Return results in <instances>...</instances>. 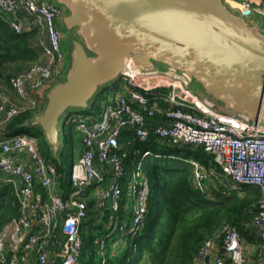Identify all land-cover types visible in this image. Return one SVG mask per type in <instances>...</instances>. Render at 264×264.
<instances>
[{"label": "built area", "instance_id": "2783aa9c", "mask_svg": "<svg viewBox=\"0 0 264 264\" xmlns=\"http://www.w3.org/2000/svg\"><path fill=\"white\" fill-rule=\"evenodd\" d=\"M233 1L241 6L238 11H248V18L264 16V0ZM0 15L6 16L16 33L36 26L42 55L41 60L9 76L14 95L0 89V188L12 186L19 210L0 229V264H77L83 246L80 226L93 184L95 206L108 209V232L96 241L101 264H106L108 237L124 239L137 233L147 211L148 179L136 160L130 172L125 171V154L119 150L124 130L130 128L139 142L149 141L153 134L161 142L202 146L211 153L213 165L189 160L195 189L208 193L209 184L216 180L226 186L261 189L260 210L253 215V223L263 241L258 264H264V123L217 107L200 97L179 73L128 67L99 112L75 111L64 116L79 133L81 145L66 192L54 162L39 151L38 138L27 132L11 134L7 127L18 114L38 110L46 90L62 74V33L56 24L62 9L50 0H0ZM156 115L161 121L150 125L147 120ZM124 141L133 145L130 138ZM139 153L146 156L150 151L133 150ZM38 186L43 194L36 190ZM124 187L127 203L122 205ZM220 238L223 253L219 252ZM226 258L230 264H248L239 231L228 224L202 241L194 262L225 264ZM141 264L151 263L142 260Z\"/></svg>", "mask_w": 264, "mask_h": 264}, {"label": "water", "instance_id": "95a60500", "mask_svg": "<svg viewBox=\"0 0 264 264\" xmlns=\"http://www.w3.org/2000/svg\"><path fill=\"white\" fill-rule=\"evenodd\" d=\"M65 27L80 36L66 70L46 90L39 124L54 156L69 108L86 109L101 87L128 67L164 69L197 80L217 107L264 123V16L224 0H52ZM57 20V21H58ZM69 54V55H70ZM65 64V55H64ZM64 73V79H60ZM209 257H206L208 261Z\"/></svg>", "mask_w": 264, "mask_h": 264}, {"label": "trees", "instance_id": "16d2710c", "mask_svg": "<svg viewBox=\"0 0 264 264\" xmlns=\"http://www.w3.org/2000/svg\"><path fill=\"white\" fill-rule=\"evenodd\" d=\"M4 17L6 18L5 15H0V89L3 84H8L10 75L23 70L30 62L42 59L37 43V27L32 26L16 33L8 26ZM116 84L117 80L110 85L116 90ZM107 87H101L91 99L88 108L80 111L94 115L99 112L108 101L107 95H103ZM10 91L6 92L14 95L11 88ZM39 110H27L12 118L7 126L10 133L32 134L28 130L29 125L21 124L28 122ZM71 112L74 111L68 110L66 115ZM64 116L57 156L52 154L45 137L37 138L39 151L54 162L57 172L61 175L60 186L67 192L70 189V168L81 152V145L79 133L72 124L65 122ZM147 121L154 125L161 121V117L156 115ZM125 138H130L133 145L129 146L124 141ZM120 143L119 151L125 154L122 159L126 173L130 172L134 160L143 158L142 167L148 179L147 211L143 226L134 236L124 239L111 238V246L106 245L104 253L106 264H123L126 260L127 264H141L142 260L151 264H195L194 258L202 241L217 233L224 224L239 231L247 257L250 258L247 249L251 248L252 264H258V251L263 241L253 223V215L260 210L262 192L259 187L226 186L216 180L209 184L210 189L205 193L193 187L189 162L191 158H195L213 165V155L202 146L173 145L157 140L153 134L149 141L139 142L134 138L131 128L124 130ZM160 143L168 146L164 152L156 148ZM134 149H139L140 152L149 150L150 153L142 157L141 153L133 154ZM95 185L88 188L87 213L80 226L83 246L77 264H101L102 261L96 241L100 237L98 235L102 236L107 230L108 209L103 210L95 206L92 197ZM36 190L43 194L39 186ZM126 198L124 187L122 205L127 203ZM18 213L12 186H3L0 188V229ZM221 239L219 252L223 253ZM225 264H230V260L226 258Z\"/></svg>", "mask_w": 264, "mask_h": 264}, {"label": "rangeland", "instance_id": "374dc122", "mask_svg": "<svg viewBox=\"0 0 264 264\" xmlns=\"http://www.w3.org/2000/svg\"><path fill=\"white\" fill-rule=\"evenodd\" d=\"M257 20H258V16L254 15L252 19H249V22L253 24V23H256ZM56 24H57L58 29H59L60 32L62 33V37H61V39H60V47H61V49H62V51H63V53H64V55H65V64H64V71H65V70H66V67H67V62L70 61V56H71V54H70L71 44H72V42L74 41V39L80 41L81 38H80V36L75 35V30H74V29L66 28L62 20H58ZM263 32H264V31H263ZM81 41H82V40H81ZM81 41H80V42H81ZM82 42H83V41H82ZM69 54H70V55H69ZM155 66H157V68H160V69H164V68H165V65L162 64V63H156ZM63 77H64V73H63V75L61 76L60 79L63 80V79H64ZM111 83H112V82H111ZM111 83H108V84H107V86L109 85L108 87L105 86V87H107V88L104 90V94H103V95H107V93H108L109 91H111V90L114 89L113 86L110 85ZM191 87H192L195 91L199 92L200 94H203V87H202V85H201L197 80L193 79L192 84H191ZM1 88L4 89V90L7 91V92L10 91V88H9V86H8L7 83L3 84ZM10 93H11V91H10ZM38 110H39V109H38ZM68 110H69V111H74V112H75V111H77V112H82V111H80L79 108H74V109H73V108H69ZM34 114H35V113H34ZM61 122H62V120L60 121V123H61ZM28 130L31 131L32 134H33L35 137H40V138H43V137H44V135H43V131H42L41 126H40L39 124H32V125H29V126H28ZM167 147H168V146H167L166 144H162V143H160L159 145L156 146V148H157L159 151H161V152H164V151L167 149ZM80 148H81V147H80ZM142 157H143V156H142ZM138 162H139L140 164H142V162H143V158H141L140 160H138ZM134 168H135V167H133V169H134ZM106 232H108V230H106ZM98 236H101V235H98ZM98 236H97V237H98ZM106 245H107V247H110V246H111V238H110V237L107 238ZM247 251H248V256L250 257V258H248V264H252V263H253V262H252L253 259H252V257L250 256V254L253 252V250H252L251 248H250V249L248 248ZM123 264H127V260L124 261Z\"/></svg>", "mask_w": 264, "mask_h": 264}, {"label": "bare ground", "instance_id": "6f19581e", "mask_svg": "<svg viewBox=\"0 0 264 264\" xmlns=\"http://www.w3.org/2000/svg\"><path fill=\"white\" fill-rule=\"evenodd\" d=\"M226 3H227L231 8H235V9H240V8H241V6H240L237 2H235V1H233V0H227Z\"/></svg>", "mask_w": 264, "mask_h": 264}]
</instances>
